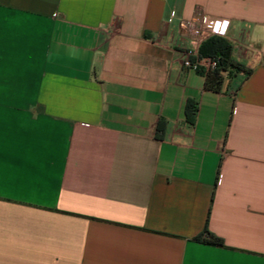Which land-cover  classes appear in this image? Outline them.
Returning a JSON list of instances; mask_svg holds the SVG:
<instances>
[{
    "label": "crops",
    "instance_id": "obj_1",
    "mask_svg": "<svg viewBox=\"0 0 264 264\" xmlns=\"http://www.w3.org/2000/svg\"><path fill=\"white\" fill-rule=\"evenodd\" d=\"M0 264H264V0H0Z\"/></svg>",
    "mask_w": 264,
    "mask_h": 264
},
{
    "label": "trees",
    "instance_id": "obj_2",
    "mask_svg": "<svg viewBox=\"0 0 264 264\" xmlns=\"http://www.w3.org/2000/svg\"><path fill=\"white\" fill-rule=\"evenodd\" d=\"M232 51V45L222 37H213L200 46L199 52L201 56L219 58L217 70L205 76V87L207 90L218 92L225 80V76L229 77L235 70H240V66L232 60ZM202 237H205L204 241L209 244L223 246V241L208 231H205Z\"/></svg>",
    "mask_w": 264,
    "mask_h": 264
},
{
    "label": "built area",
    "instance_id": "obj_3",
    "mask_svg": "<svg viewBox=\"0 0 264 264\" xmlns=\"http://www.w3.org/2000/svg\"><path fill=\"white\" fill-rule=\"evenodd\" d=\"M212 25L218 30L220 36H225L229 26V21L222 19L209 20L207 17H202L200 21L201 29H208ZM183 68L200 72L202 75L206 76L217 70L219 66L218 57L201 56L199 48L189 49L184 52V58L182 61Z\"/></svg>",
    "mask_w": 264,
    "mask_h": 264
}]
</instances>
